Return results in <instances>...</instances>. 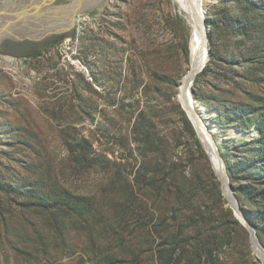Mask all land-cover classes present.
Returning a JSON list of instances; mask_svg holds the SVG:
<instances>
[{
	"label": "rangeland",
	"instance_id": "1",
	"mask_svg": "<svg viewBox=\"0 0 264 264\" xmlns=\"http://www.w3.org/2000/svg\"><path fill=\"white\" fill-rule=\"evenodd\" d=\"M8 1L0 0V9ZM95 2L65 32L0 44V169L9 167L15 178L41 194L63 188L93 205L88 217L53 227L38 199L23 207L19 203L26 200L0 194V264H161V251L169 247L162 236L167 233H159L154 224L166 217L162 231L178 226L167 200H148L149 210H142L143 196L133 183L142 163L133 133L141 114L163 139L165 158L180 160L189 181L209 184L212 199L200 197L198 205L211 211L214 241L209 246L215 264H263L245 223L248 208L236 194L237 208L223 195L213 160L182 105L179 91L191 69L195 31L193 0H184L185 8L176 0ZM53 5L64 7L42 18L43 23H72L74 3L59 0ZM58 35L62 38L56 47L46 48L38 59L28 57L44 43L58 42ZM244 71L219 63L207 76L198 78L200 73L192 87L191 96L208 117L210 143L219 160L225 161L221 148L228 149L230 163L237 160L234 155L253 157L252 151L237 153V147L251 144L260 131L247 126L246 134L236 130L237 124L223 126L220 114L231 118L242 109L254 125L264 117V82H250ZM114 100L117 105L111 104ZM84 139L109 159L108 170L86 169L76 162L74 151ZM234 219L241 227L233 225ZM186 227L193 243L187 249L195 251L203 228ZM224 227L226 233L233 229L229 245ZM208 239L203 236L205 245ZM206 259L181 263L208 264Z\"/></svg>",
	"mask_w": 264,
	"mask_h": 264
},
{
	"label": "trees",
	"instance_id": "2",
	"mask_svg": "<svg viewBox=\"0 0 264 264\" xmlns=\"http://www.w3.org/2000/svg\"><path fill=\"white\" fill-rule=\"evenodd\" d=\"M206 1L208 8L206 24L211 28L212 39L211 58L198 78L207 76L214 66L222 63L245 67L243 75L250 78L252 83L264 82L261 77L264 74V0H219L217 4H212L211 0ZM73 36L75 37L74 33ZM57 38L58 42L44 43L38 51L28 57L38 59L46 48L56 47L61 42L62 36ZM256 98L254 96L253 100ZM198 100L203 101V97H199ZM111 104L117 105V101L114 100ZM239 113L231 118L221 113L218 120L223 126L237 124L234 126H238V131L240 129L246 134L250 133L246 129L247 126H255L260 131V137H254L256 139L251 144L246 141L237 147V153L249 154L252 151L253 157L248 160L234 155L237 160L230 163L227 158L229 150L221 148V151L226 161L231 186L241 206L248 208L247 218L257 228V234L264 245V117L254 125L253 120L248 117L250 113L245 114L242 109L241 114ZM92 120L95 121L96 117L94 116ZM133 133L138 145L137 150L142 158V163L133 179V183L140 188L143 196L142 210H149L148 200H159L160 203L167 200V205L170 207L168 212L172 214L171 220L178 226L174 231L168 229L162 231L166 217H162L159 224H154L159 233H167L162 235L164 237L162 238L169 247L161 251V264H182L181 260L189 261L192 258L202 260L204 255L207 256L205 262L215 264L213 251L209 246L214 241L212 240L214 229L211 227L213 222L211 211H204L198 205L200 197L212 199L213 194L209 191V184L201 185L189 181L180 160L171 163L165 158L163 139L158 137L143 114L137 119ZM252 145L255 147L250 150ZM74 152H77L76 162L86 169L97 171L109 169V159L96 154L87 139L80 141ZM6 158L14 160L9 156ZM2 168L0 169V194L13 201L20 198L26 200L19 203L23 207L32 205L27 202L29 199H38L39 206L43 207L47 216L45 220L49 226L57 227L58 224L64 226L73 219L86 218L92 214L93 205L88 198L75 196L63 188L54 193L41 194L33 188H27L30 185L24 184L25 181L15 178L9 167ZM221 195L219 191L220 198ZM151 220H154L153 216ZM232 223L241 227L239 221L235 219ZM187 224L189 228H203L197 234L195 251L187 249L189 243L193 244L190 236L187 235ZM158 226H161V229H158ZM204 230L207 231L206 234L203 233ZM223 230L226 234L224 242L229 245L234 239L233 229H229L227 233L226 227ZM205 235L209 238V243L206 245L203 243ZM191 263L194 264V262Z\"/></svg>",
	"mask_w": 264,
	"mask_h": 264
},
{
	"label": "water",
	"instance_id": "3",
	"mask_svg": "<svg viewBox=\"0 0 264 264\" xmlns=\"http://www.w3.org/2000/svg\"><path fill=\"white\" fill-rule=\"evenodd\" d=\"M57 1L59 0H9L8 3H6L3 6V8L0 9V34H5L4 33L5 31L8 32L7 33L8 36L3 37L1 40V43H3L7 39H12L15 41H23L24 39L32 40L33 38H36V36H39L38 34H40L41 36L39 38H43L46 36H51L55 33L65 32L66 30L69 29L71 25H73V23L75 24L79 22V19L77 18V16H80L83 12L91 9V7L94 6L96 3L95 0H67L75 4L73 17H72V23H67L65 22V20H60L58 24H53L49 26L47 22L43 23L41 19L54 15L56 10H61L64 7L61 5L54 6L53 4L56 3ZM8 4L13 5V7L10 10L7 9ZM196 15H197V19L202 22V27L204 31L206 32L207 47L205 49L206 57L203 58L202 60H199L196 63V65H192L190 71L188 72V73L190 72L194 73V78L191 82V95L192 96H193L192 87H193L194 81L196 77L200 73H202L204 69L206 68V66L208 65V62L211 58V46H212L211 28L207 26L206 24V18L208 16V8L206 9V15L202 13H197ZM1 16H5L6 18L1 19ZM60 26H65V27L61 29H56V27H60ZM192 32H193V29H192ZM192 98H193V103L191 105L192 109L199 116H202L201 118H203L202 112L204 110L199 107V104L194 100V97ZM190 120L193 123V120L191 118ZM194 127L198 133V130L195 125ZM207 129L210 131L208 127ZM236 130L238 129L236 128ZM212 134L213 133H210V135ZM217 154L219 155L218 152ZM220 164L223 169L222 174H220L216 170L215 165H214V168H215L218 178L221 181L223 195L229 199V202L233 207L237 208V205L234 202L235 192L231 186V181H230L226 162L224 160H220ZM245 221H246L245 222L246 226L249 229V232L251 235L252 246L255 249V252L257 253L259 259L264 264V245L261 242L257 234V228L253 226L249 221L247 220Z\"/></svg>",
	"mask_w": 264,
	"mask_h": 264
},
{
	"label": "bare ground",
	"instance_id": "4",
	"mask_svg": "<svg viewBox=\"0 0 264 264\" xmlns=\"http://www.w3.org/2000/svg\"><path fill=\"white\" fill-rule=\"evenodd\" d=\"M178 3L186 5L184 0H176ZM206 0H193L191 14L193 17V25L195 28L194 35H192V50H191V66L196 65L199 60H202L206 57V47H207V39H206V32L202 27V22L197 19V13H202L206 15L207 4L205 3ZM183 6V5H182ZM183 8H185L183 6ZM182 10V9H181ZM187 19L189 22V16L187 15ZM190 24V23H189ZM59 29L64 28L63 26L58 27ZM5 34H0V43L3 37L8 36V32L5 31ZM8 60L12 61V58H7ZM194 78V73L190 72L187 76H185L183 83L180 86V95L182 100V105L185 106V110L190 115L191 119L193 120L194 125L196 126L198 133L203 141L207 152L209 153L213 163L215 165L216 170L222 174V166L220 164V160L218 157L217 152L214 149V145L210 143V137L207 134V125H208V117L205 115L203 118L199 116L194 110L192 109L191 105L193 103V98L191 101V82ZM180 97V96H179ZM212 145V147H211ZM213 149V152L209 151Z\"/></svg>",
	"mask_w": 264,
	"mask_h": 264
},
{
	"label": "flooded vegetation",
	"instance_id": "5",
	"mask_svg": "<svg viewBox=\"0 0 264 264\" xmlns=\"http://www.w3.org/2000/svg\"><path fill=\"white\" fill-rule=\"evenodd\" d=\"M57 37H59V35Z\"/></svg>",
	"mask_w": 264,
	"mask_h": 264
}]
</instances>
